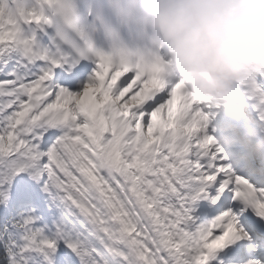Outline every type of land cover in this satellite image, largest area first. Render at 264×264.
Listing matches in <instances>:
<instances>
[{"label": "snow or ice", "instance_id": "1", "mask_svg": "<svg viewBox=\"0 0 264 264\" xmlns=\"http://www.w3.org/2000/svg\"><path fill=\"white\" fill-rule=\"evenodd\" d=\"M108 5L0 0V264H62V246L79 264H225L253 239L241 217L264 220V66L222 113L163 53L98 44Z\"/></svg>", "mask_w": 264, "mask_h": 264}, {"label": "clouds", "instance_id": "2", "mask_svg": "<svg viewBox=\"0 0 264 264\" xmlns=\"http://www.w3.org/2000/svg\"><path fill=\"white\" fill-rule=\"evenodd\" d=\"M107 44L163 53L174 78L222 113L243 106L241 82L264 66V0H109Z\"/></svg>", "mask_w": 264, "mask_h": 264}, {"label": "bare ground", "instance_id": "3", "mask_svg": "<svg viewBox=\"0 0 264 264\" xmlns=\"http://www.w3.org/2000/svg\"><path fill=\"white\" fill-rule=\"evenodd\" d=\"M209 204H211V202H210L209 200H205V205H204V207H205L206 205H209ZM201 208H203V206H202ZM201 208H200V209H201ZM198 209H199V208H198ZM200 211H202V210H200ZM202 218H203V220H205V221H210V219H209L208 217L205 218V216H202Z\"/></svg>", "mask_w": 264, "mask_h": 264}, {"label": "rangeland", "instance_id": "4", "mask_svg": "<svg viewBox=\"0 0 264 264\" xmlns=\"http://www.w3.org/2000/svg\"><path fill=\"white\" fill-rule=\"evenodd\" d=\"M70 253V252H69ZM71 254V253H70ZM71 255H73V254H71Z\"/></svg>", "mask_w": 264, "mask_h": 264}, {"label": "trees", "instance_id": "5", "mask_svg": "<svg viewBox=\"0 0 264 264\" xmlns=\"http://www.w3.org/2000/svg\"><path fill=\"white\" fill-rule=\"evenodd\" d=\"M115 264H116V262H115Z\"/></svg>", "mask_w": 264, "mask_h": 264}]
</instances>
